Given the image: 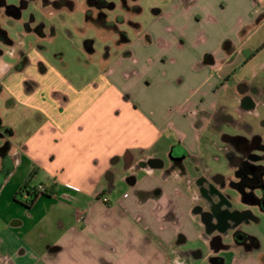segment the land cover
Wrapping results in <instances>:
<instances>
[{"label":"crops","instance_id":"crops-1","mask_svg":"<svg viewBox=\"0 0 264 264\" xmlns=\"http://www.w3.org/2000/svg\"><path fill=\"white\" fill-rule=\"evenodd\" d=\"M163 34L155 33L151 41L167 44ZM195 35L198 43L200 37L207 40L201 32ZM219 42L194 50L196 68L188 86L175 96L178 103L185 99L178 104L186 107L184 113L207 114L202 126L206 132L219 106L238 108V99L223 82L235 60L226 61L222 52H228ZM124 54L132 55L129 50ZM23 59L22 67L17 68L20 62L11 65L17 69L5 82L15 91L8 106L22 109L6 122L0 117V137L10 145L0 156V193L8 194V215L0 218V264H117L118 254L125 256L127 249L131 252L126 259L137 264L165 263L168 255L171 262H183L173 258L178 245L201 235L192 219L199 186L191 176L165 173L150 163L165 162L171 145L163 142V112L157 113L153 102H138L123 88L114 76L118 67L76 84L61 77L38 52L22 53ZM242 110L243 121L255 130L264 128L258 122L264 120V98L256 115ZM139 161L145 165L136 166ZM24 182L29 187L46 185L45 193L28 206L26 191L19 192ZM121 231L129 238L124 245L117 239ZM206 243L204 239L202 248ZM192 250H186L191 262L207 261L211 254L193 256ZM231 259L234 264L246 262L244 257Z\"/></svg>","mask_w":264,"mask_h":264},{"label":"rangeland","instance_id":"rangeland-1","mask_svg":"<svg viewBox=\"0 0 264 264\" xmlns=\"http://www.w3.org/2000/svg\"><path fill=\"white\" fill-rule=\"evenodd\" d=\"M107 1L113 2V11L106 10L107 15L103 16V11L95 7L90 9L91 14L88 17L85 11L90 6L86 4V0H72L70 5L60 8L52 5V0H0V26L12 41L11 45L0 44L3 51L0 56L2 121H8L9 115L20 113L22 109L21 106L10 109L8 100L10 94H15V91L13 92L12 86L5 84L7 76L17 69L16 65L12 68L11 65L20 62L22 53L38 52L61 77L76 84L96 79L110 70L109 68L113 69V73L118 67L114 76L118 75V79L124 84L123 88L130 90L138 102H153L157 113L163 112V142L182 145L187 149L191 156L185 159V165L189 164L187 167L194 184L201 185L204 191L201 200L199 189V199L193 201L192 215L201 235L195 239L191 236L192 239L187 245H178L180 249L173 258L183 262H171L168 255L169 259L159 264H215L214 261L218 257L225 259L224 264H234L231 259L233 257L246 258V262L242 259L236 264H264V258L260 256L264 254V209L259 203L250 204L244 201L243 193L246 194L248 190L241 191L246 180H240L238 177L239 168L231 164L232 160L224 151L212 148L217 141L215 134L211 130H202L207 114L200 111L197 116L190 110L184 113L186 107L178 104L183 103L185 99L178 103L175 97L188 86L196 68L194 50L216 46L218 39L219 45L225 51L229 53L234 50V54L226 55L222 52L224 58H227L226 61L235 60L234 66L228 69L223 79L229 89L228 94L232 91L239 92L246 84H264V0H137L141 7L140 13L129 14L123 11L124 6L120 0ZM8 6L15 8L12 15L8 13ZM116 15L123 20V23L117 25L118 30L105 28L101 20L114 19ZM173 22L177 23V26ZM119 32L126 33L129 41L118 42ZM198 32L203 33V37L207 36L205 42H202V37L201 43L196 42L195 33ZM155 33H167L162 35L167 44L160 43V40L151 41ZM127 50L132 55H125ZM205 56L206 54H203L201 59L204 63ZM257 111L252 115H256ZM177 114L183 117L180 118ZM175 117L185 121L181 124ZM258 122L260 125V121ZM257 131L264 133L263 128ZM4 140V137H0V147ZM259 154L264 155V150ZM196 159H199L198 163ZM251 162L264 170V156ZM193 163H197L198 171L191 170L190 165L193 166ZM215 175L223 178L220 183L215 182ZM261 181L264 186V171ZM6 191L0 193V211H3L0 218L4 213L5 217L8 215L7 209L4 210L8 199ZM253 192L260 201L263 191L259 188ZM205 196H209L208 202L221 205L222 210H237L241 214L249 212L243 220L242 229L252 238L246 239L243 244H236L232 235L228 239L231 244L229 252L220 250L213 261H199L201 259L198 258V261L191 262L186 250L202 251V241L205 238L202 214L197 211V207L206 201ZM171 220L177 221V216H172ZM155 226L156 224H153L150 228ZM121 232L117 239L124 245L129 238L127 239L124 231ZM176 239L178 240V237ZM209 249L207 245L206 250ZM130 252L127 249L125 256L118 254V258L123 257V261L119 258L117 264H137L126 259ZM139 264L149 263L146 260L140 261Z\"/></svg>","mask_w":264,"mask_h":264},{"label":"flooded vegetation","instance_id":"flooded-vegetation-1","mask_svg":"<svg viewBox=\"0 0 264 264\" xmlns=\"http://www.w3.org/2000/svg\"><path fill=\"white\" fill-rule=\"evenodd\" d=\"M8 13L15 12L14 7H7ZM14 15V14H13ZM233 56V55H231ZM230 56V57H231ZM26 60L23 59L17 65V68L22 67L25 64ZM230 95L236 96L238 99V108L223 107L219 106L213 115V122L209 125V129L215 134L216 142L215 146L212 145L213 149H221L225 152V155L232 160L233 165L238 169L237 175L240 180H246L244 183V189L241 191L248 192L244 194V201L250 204L261 203L264 201V186L261 181V176L263 173V167L253 164L251 161L259 159L260 151L264 150V133H261L248 123L243 121L242 114L246 109L249 113H253L259 103L264 98V84L262 85H248L246 84L237 91H232ZM241 115V117H240ZM260 124H264V120L260 121ZM263 128V127H262ZM264 129V128H263ZM220 142V143H218ZM2 148L10 147L9 142L4 141ZM3 153H0L2 156ZM168 160L163 162L162 160L156 159L150 161L151 165L159 166L164 168L165 173H171L172 171H177L178 173L184 175L186 178L191 176L190 170L188 169L187 164L185 165V159L191 156L182 145L171 144L167 155ZM199 161V159H198ZM197 159L196 162L198 163ZM145 165L144 162L139 161L136 163V166ZM190 165L192 171H198V167L195 163ZM4 168H0L2 170ZM215 182L220 183L223 179L219 175H215ZM263 191V196L260 201L256 198L253 191L257 189ZM200 189V199H203L204 192L202 186H199ZM206 201L203 202L202 206L197 207V211L201 212L203 226L205 228V242L206 245L201 250L190 251L195 256L203 255V252H210L207 256L208 260H214V256L220 250L230 251L231 244L228 243V239L233 235L234 241L236 244H243L244 241L248 238H252L247 232L243 231L242 224L243 220L246 219L249 212H244L241 214L239 211H233L229 209L222 210L221 205L217 203L208 202L209 196H205ZM207 205V206H206ZM205 206V207H204ZM254 242L257 241L254 239ZM207 245L209 250H206ZM232 253V252H231ZM261 258H264V254L260 255ZM215 264H223L221 258H216L214 261Z\"/></svg>","mask_w":264,"mask_h":264},{"label":"trees","instance_id":"trees-1","mask_svg":"<svg viewBox=\"0 0 264 264\" xmlns=\"http://www.w3.org/2000/svg\"><path fill=\"white\" fill-rule=\"evenodd\" d=\"M126 1L127 2L129 1L130 5ZM120 2H121V5L124 6L123 11L126 12V14L127 13L129 14L131 12L140 13V11H141V7H140V5L137 4V0H120ZM125 2L128 6L125 4ZM71 3H72V0H52V5H54L56 8L64 7L65 5L68 6ZM112 3H113L112 1H107V0H86V4L88 6H90V8L87 9L85 11V13L88 16L89 14H91L90 9H93L96 7L98 9H100L101 11H103L102 15L105 16V15H107V14H105V12H107L106 10H108V11L114 10V5H112ZM122 21L123 20L120 17H117V15L114 19H109L106 21L104 18L103 20H101L102 24L105 25V28L116 29V31L118 30L117 25L120 23H123ZM133 26L137 27L138 25L133 24ZM117 41L120 43H125V42L129 41L127 34L119 32ZM0 44L5 45V46L12 44L11 39L7 35V32L1 26H0ZM2 52L3 51L0 48V55L2 54ZM6 150H7V147H5V148L0 147V153H4ZM28 187H29L28 183L24 182L22 187L20 188L19 192H22V191L28 192V189H27ZM33 196H35V193H33ZM34 199L35 198L29 200V202H27V204L25 203L26 204L25 206H28Z\"/></svg>","mask_w":264,"mask_h":264},{"label":"built area","instance_id":"built-area-1","mask_svg":"<svg viewBox=\"0 0 264 264\" xmlns=\"http://www.w3.org/2000/svg\"><path fill=\"white\" fill-rule=\"evenodd\" d=\"M28 192H26L27 196H26V201L29 202V200L35 198L36 196H38L41 193H44L46 191V185L45 184H38L36 186H32V187H28ZM33 193H35V196H33ZM103 200L106 202L107 199L103 198Z\"/></svg>","mask_w":264,"mask_h":264},{"label":"water","instance_id":"water-1","mask_svg":"<svg viewBox=\"0 0 264 264\" xmlns=\"http://www.w3.org/2000/svg\"><path fill=\"white\" fill-rule=\"evenodd\" d=\"M261 207L262 209H264V201L261 203Z\"/></svg>","mask_w":264,"mask_h":264}]
</instances>
